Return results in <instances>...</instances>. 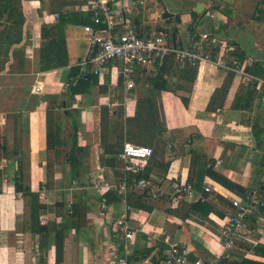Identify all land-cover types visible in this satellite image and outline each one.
Here are the masks:
<instances>
[{"label": "crops", "instance_id": "crops-1", "mask_svg": "<svg viewBox=\"0 0 264 264\" xmlns=\"http://www.w3.org/2000/svg\"><path fill=\"white\" fill-rule=\"evenodd\" d=\"M110 2L123 20L119 32L124 24L166 32L177 47L208 34L209 61L192 76L174 59L136 69L130 88L112 61L71 98V68L88 58L95 34L86 29L94 27L88 0H0V264H56L61 228L62 264H109L111 249L124 252L121 242L129 264H169L170 242L191 260L228 254L225 264L264 263L258 220H249L251 233L232 250L219 235L233 199H264V76L251 74L254 62L264 68V21L255 19L261 0ZM63 17L69 64L42 71V28ZM125 144L153 150L145 177L194 189L177 203L132 187L126 203L138 232L127 242L116 231L126 203L111 187L123 175ZM197 204L202 211L192 209Z\"/></svg>", "mask_w": 264, "mask_h": 264}, {"label": "built area", "instance_id": "built-area-1", "mask_svg": "<svg viewBox=\"0 0 264 264\" xmlns=\"http://www.w3.org/2000/svg\"><path fill=\"white\" fill-rule=\"evenodd\" d=\"M86 10L90 13L93 24L102 27L106 35L101 36L102 31L96 32L94 28H86L95 34L91 41L88 58L80 63L83 72L90 69L99 76L110 62L119 61L121 66L117 73L127 88H130L136 69H150L157 63L162 65L169 59H174L181 68L186 64L201 67L209 61L204 48V43L209 38L208 34L194 33L189 46L177 47L170 43L166 32L143 34L135 24H124L119 32L118 25L122 24L123 20L119 18L120 14L111 5L110 0H88ZM34 92L40 94L42 87H35ZM152 155L153 150L149 146L125 144L118 155L122 163L123 175L118 183L111 186L121 200L125 203L128 201L132 187L142 190L153 201L169 200L178 203L194 193L193 186L188 182L171 181L165 186L145 177L144 171ZM103 187H110V184H105ZM204 190L209 192L210 187L206 186ZM231 205L233 211L219 232L226 250L235 248L241 238H246L251 233L249 221L251 218L258 220L262 231L260 233L264 235V199L253 194L248 200L233 199ZM131 210L132 207L126 203V213L118 222L116 230L125 242L133 239L138 232L129 221L128 213ZM168 246L167 261L169 264H225V260L229 257L225 254L211 262L193 261L177 242H170ZM123 251L119 253L115 248L111 249L108 252L109 264H129L130 249L126 246Z\"/></svg>", "mask_w": 264, "mask_h": 264}, {"label": "trees", "instance_id": "trees-1", "mask_svg": "<svg viewBox=\"0 0 264 264\" xmlns=\"http://www.w3.org/2000/svg\"><path fill=\"white\" fill-rule=\"evenodd\" d=\"M263 13V11L258 10L257 14ZM88 18L91 21V25L94 26V30L97 32L103 31L102 27L95 26L93 24L90 13H87ZM66 18V17H65ZM60 18L57 24L52 27L43 26L42 28V35L43 38L46 40L45 46L41 49V70L46 71L49 69H54L61 66H67L69 64V57L67 51V43L65 39V25L67 20ZM255 19L264 21V19L256 16ZM246 58V56H245ZM167 62V61H166ZM164 62L162 65L166 63ZM161 65V66H162ZM178 65V64H177ZM182 70H189V75L192 76L197 71V68L191 66L190 64H186L182 68ZM259 71H256L258 70ZM251 74L263 77L264 76V68L259 63L254 62L253 69H251ZM98 78L97 75L93 73L90 69L87 72H83L81 67H72L70 73V84L65 93V95L73 98L75 95L87 92L92 85L96 83V79ZM78 125L77 121L74 120V136H77L78 133ZM70 163L75 170L79 169V164L70 158ZM217 178L223 185L229 187L230 184L225 180ZM251 195H244L242 199L248 200ZM194 210L202 211L201 204H197L196 206H192ZM264 213V209H263ZM43 231V229H41ZM64 228H61V231L58 232L56 236V264L63 263V252H64V235H63ZM63 232V233H62ZM44 245V244H43ZM123 242H121V250L123 251Z\"/></svg>", "mask_w": 264, "mask_h": 264}, {"label": "rangeland", "instance_id": "rangeland-1", "mask_svg": "<svg viewBox=\"0 0 264 264\" xmlns=\"http://www.w3.org/2000/svg\"><path fill=\"white\" fill-rule=\"evenodd\" d=\"M259 10L260 11H263V13L260 12V14H257V16H259L260 18L264 19V0H261V6L259 7ZM191 75V74H190ZM229 259L227 258L225 260V262H227ZM241 264H264V263H258V262H255V261H246V260H243L241 262Z\"/></svg>", "mask_w": 264, "mask_h": 264}, {"label": "water", "instance_id": "water-1", "mask_svg": "<svg viewBox=\"0 0 264 264\" xmlns=\"http://www.w3.org/2000/svg\"><path fill=\"white\" fill-rule=\"evenodd\" d=\"M197 12L201 13V12H202V7H199V8L197 9ZM168 16H169V14L167 13V14L165 15V17H168ZM192 260L195 261V259H193V258H192Z\"/></svg>", "mask_w": 264, "mask_h": 264}]
</instances>
